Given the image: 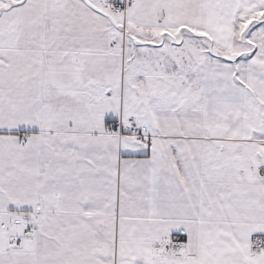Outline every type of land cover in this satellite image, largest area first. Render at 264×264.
I'll use <instances>...</instances> for the list:
<instances>
[{
  "label": "snow or ice",
  "instance_id": "obj_1",
  "mask_svg": "<svg viewBox=\"0 0 264 264\" xmlns=\"http://www.w3.org/2000/svg\"><path fill=\"white\" fill-rule=\"evenodd\" d=\"M0 264H264V0H0Z\"/></svg>",
  "mask_w": 264,
  "mask_h": 264
}]
</instances>
